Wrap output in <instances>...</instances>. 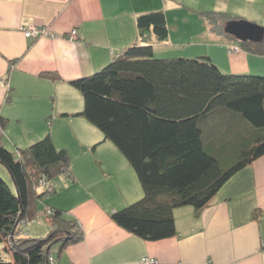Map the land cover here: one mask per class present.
<instances>
[{
	"label": "crops",
	"instance_id": "obj_1",
	"mask_svg": "<svg viewBox=\"0 0 264 264\" xmlns=\"http://www.w3.org/2000/svg\"><path fill=\"white\" fill-rule=\"evenodd\" d=\"M161 1L0 0V142L24 147L50 132L71 154L74 179L63 174L51 179L56 192L43 206L60 207L79 219L84 236L64 247L54 242V264H134L144 255L160 264H264V154L227 179L199 212L192 205L177 206V232L171 237L144 239L110 216L111 209L140 197L143 189L118 147L77 114L84 99L70 80L99 69L136 41H150L157 55H165L169 45L141 32L136 20L139 13L161 7L169 24ZM30 25H45L51 33L26 36L22 26ZM73 28L76 37H70ZM207 29L190 35L200 34L197 39L205 42L189 55L207 53L226 71L264 70V53L240 42L239 50L229 53L226 44L238 41L212 28L207 46ZM230 117L223 112L211 120ZM73 153L86 156L79 160L85 166H77ZM51 226L40 211L20 235L45 236Z\"/></svg>",
	"mask_w": 264,
	"mask_h": 264
},
{
	"label": "trees",
	"instance_id": "obj_2",
	"mask_svg": "<svg viewBox=\"0 0 264 264\" xmlns=\"http://www.w3.org/2000/svg\"><path fill=\"white\" fill-rule=\"evenodd\" d=\"M206 12L211 28L231 35L224 31L231 15ZM136 20L141 32L169 37L164 8L141 12ZM233 38L264 53V43ZM188 55H157L152 42L136 41L99 69L70 80L84 99L77 114L118 147L143 189L110 216L147 240L173 236L177 206L199 212L227 179L264 154V70L226 71L207 53ZM223 112L231 117L211 120ZM233 148L236 154L228 156ZM0 162L8 174H0V264H54V242L64 247L84 236L76 218L43 206L56 192L51 179H74L69 150L47 132L24 147L0 142ZM40 211L51 222L49 232L17 237Z\"/></svg>",
	"mask_w": 264,
	"mask_h": 264
},
{
	"label": "rangeland",
	"instance_id": "obj_3",
	"mask_svg": "<svg viewBox=\"0 0 264 264\" xmlns=\"http://www.w3.org/2000/svg\"><path fill=\"white\" fill-rule=\"evenodd\" d=\"M161 2H163L162 4L167 6L165 7L163 5L165 8H167L166 10L169 15V27H170V35H171L167 39L162 40L163 42L167 43L165 44L166 46L167 45L169 46L166 49H164V51L162 52L165 55H161V56H178L179 54H183V55L191 54L189 53L190 49L198 47V45H196L197 43L205 42V40L203 39H197L200 34L195 35L194 38L191 37L190 35H192V33L194 34L200 33V31L204 29L205 26L211 29V25L209 23L208 17L203 14V12L206 11H223L231 15L232 18L235 17L246 18L264 25V0H162ZM215 28L212 29L216 30ZM210 29H207L204 34V37L207 42V46L211 44V41L208 39L209 36L207 34L208 31H213ZM224 31H226L225 28ZM230 36L232 37V35ZM263 41L264 39L261 41H251V42L261 43ZM232 44H237V43L231 42L229 44L228 43L226 44V49L229 53H232L231 50ZM213 45H215V41H213ZM179 47L183 48V51L181 53L179 52ZM239 48L237 50H239ZM194 54H202V53H194ZM235 150L236 149L234 148L231 149L230 155L228 156L231 157L234 156L236 154ZM81 157H86V156H81L78 155L77 153H73L72 156V159L74 158V161L79 168L80 165L85 166L83 162L79 161ZM6 170L7 168L4 166V164L0 162V174H2L5 178L8 177ZM48 199L49 198L47 197L46 200H44V202H47ZM77 220L80 223V226L82 227L81 221L79 219ZM20 234L22 233L19 232L16 234V236L20 237L21 236ZM144 256H149V255H144ZM51 260H53V258Z\"/></svg>",
	"mask_w": 264,
	"mask_h": 264
},
{
	"label": "water",
	"instance_id": "obj_4",
	"mask_svg": "<svg viewBox=\"0 0 264 264\" xmlns=\"http://www.w3.org/2000/svg\"><path fill=\"white\" fill-rule=\"evenodd\" d=\"M224 28L226 32L240 40L261 41L264 39V25L246 18L229 19Z\"/></svg>",
	"mask_w": 264,
	"mask_h": 264
},
{
	"label": "built area",
	"instance_id": "obj_5",
	"mask_svg": "<svg viewBox=\"0 0 264 264\" xmlns=\"http://www.w3.org/2000/svg\"><path fill=\"white\" fill-rule=\"evenodd\" d=\"M22 29H24V34L26 36L32 37V38H37L41 35L44 34H50L49 30L45 25H30L28 27L22 26ZM77 36V29L73 28L70 30V37H76ZM239 48L238 45L232 44L231 45V50L232 52L236 51ZM3 82L0 80V83ZM135 264H159L158 259L152 256H144L141 259L137 260L134 262Z\"/></svg>",
	"mask_w": 264,
	"mask_h": 264
}]
</instances>
